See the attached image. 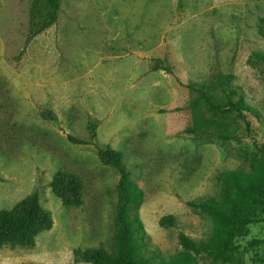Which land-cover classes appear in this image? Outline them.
<instances>
[{"label": "rangeland", "instance_id": "obj_1", "mask_svg": "<svg viewBox=\"0 0 264 264\" xmlns=\"http://www.w3.org/2000/svg\"><path fill=\"white\" fill-rule=\"evenodd\" d=\"M35 1L0 0V209L37 191L54 224L32 246L1 247L0 264H93L74 250L114 251L120 174L67 137L89 138V121L143 191L147 253L179 254L180 232L207 241L214 221L188 202L223 199L218 175L251 170L264 124L247 114L250 130L239 120L237 139L199 141L185 133L197 117L187 84L215 90L223 77L264 118V63L255 57L264 54V0H60L57 22L26 45ZM157 58L173 74L153 70ZM58 171L81 178L82 205L54 194ZM165 215L176 225L162 226ZM263 216L259 209L231 253H193L192 264H264Z\"/></svg>", "mask_w": 264, "mask_h": 264}, {"label": "trees", "instance_id": "obj_2", "mask_svg": "<svg viewBox=\"0 0 264 264\" xmlns=\"http://www.w3.org/2000/svg\"><path fill=\"white\" fill-rule=\"evenodd\" d=\"M60 6V0L35 1L34 20L26 45L57 22ZM255 57L257 61L264 63V54L257 53ZM153 70H165L173 74L172 67L161 58L154 59ZM187 87L196 94L190 101V107L197 117L185 129V133L201 142L212 138L227 141L237 139L239 120H245L247 129L250 130L247 114L264 124V118L257 108L223 77L219 79L215 90L201 83H188ZM45 116L56 119L52 111H48ZM98 126L97 122L89 121V138H80L71 133L67 137L74 144L93 146L100 161L113 166L120 174L117 183L118 202L114 212L115 249L109 252L101 247L77 248L74 250L76 259L93 264H192L193 253L202 256L231 253L235 238L248 234L249 225L258 220L259 209L264 213V144L256 143L260 154L249 158V172L235 169L222 171L218 175V185L226 190L223 199L209 195L188 202L191 207L212 217L215 227L210 238L198 242L185 232H180L182 252L169 258L157 257L154 251L148 254L144 244L146 230L139 215L143 191L132 180L122 151L98 140ZM51 186L63 205L78 207L83 204L84 184L78 175L58 171L53 176ZM176 220L174 215H165L160 224L164 227L175 226ZM53 224L51 212L42 206L39 193L34 191L13 207L0 209V248L17 244L32 246L37 236L50 230Z\"/></svg>", "mask_w": 264, "mask_h": 264}]
</instances>
